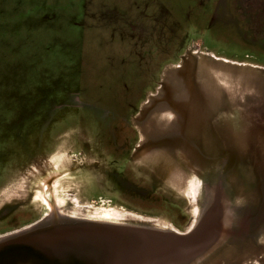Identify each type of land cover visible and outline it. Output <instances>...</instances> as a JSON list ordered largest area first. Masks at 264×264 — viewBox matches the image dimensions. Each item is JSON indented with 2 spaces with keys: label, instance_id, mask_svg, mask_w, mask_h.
<instances>
[{
  "label": "rangeland",
  "instance_id": "rangeland-1",
  "mask_svg": "<svg viewBox=\"0 0 264 264\" xmlns=\"http://www.w3.org/2000/svg\"><path fill=\"white\" fill-rule=\"evenodd\" d=\"M180 91L175 124L158 130ZM165 143L155 154L194 180L197 213L205 198L223 209L198 264H264V0H0V238L44 220L33 189L56 158L79 217L111 209L188 234L202 214L136 161ZM190 151L208 164L188 167Z\"/></svg>",
  "mask_w": 264,
  "mask_h": 264
},
{
  "label": "water",
  "instance_id": "water-1",
  "mask_svg": "<svg viewBox=\"0 0 264 264\" xmlns=\"http://www.w3.org/2000/svg\"><path fill=\"white\" fill-rule=\"evenodd\" d=\"M202 216L184 235L45 217L0 238V264H198L225 230L219 215Z\"/></svg>",
  "mask_w": 264,
  "mask_h": 264
},
{
  "label": "bare ground",
  "instance_id": "bare-ground-1",
  "mask_svg": "<svg viewBox=\"0 0 264 264\" xmlns=\"http://www.w3.org/2000/svg\"><path fill=\"white\" fill-rule=\"evenodd\" d=\"M232 65H235V64H232ZM242 66H244V64ZM253 77H255V76H253ZM222 86L226 90V92L233 98L234 97V95H233L234 88L224 86V83H222ZM186 95H187L186 92L180 91L177 94H175L171 100L174 103H177L179 101L180 102L185 101ZM168 111H170V108L166 104L160 106V114L159 115L165 116V117H167V119L160 120V122H158V125H159L158 130L162 129L163 131H165L166 129H170L169 127H172L175 124L174 123L175 122L174 121V119H175L174 115H172ZM70 160H71V158H70ZM136 161L143 163V165H147L150 168L152 167L153 169L154 168L159 169L161 174H163L164 182L167 183V185L169 184L168 188L176 196H178L180 199L186 200L188 202V205L190 206V208L193 207V211H195L194 213H196V216H198V215H199L198 217L201 216L202 210L199 213H197L198 211H196V207H195L197 194H196V187L192 183V181H194V180L191 181L190 178L187 177L186 174L179 169L177 164L171 158H169L168 156L156 155L155 154V147L152 145H147V146L141 148V150L137 153ZM69 162L71 163V161H69ZM65 166H66V162L64 159H61V158L57 159L56 158L55 162L53 163L51 173H50L52 176L51 177H45L44 176L42 179L40 178L41 180L37 181L36 185L34 186V189H33L34 195L33 196L35 199L38 200L36 203H42L43 205H45L47 207L48 213L46 214V218H49V219L52 218L55 220L79 221V222L90 221V222H94L96 224L123 225L125 223V220H126L125 217L130 216L131 214L125 215V214L117 212L116 210L104 209L99 214L100 215L99 218H84V217L81 218V217H79L78 214H75V213L71 212L69 208H66L65 206L67 204L66 203L67 202V198H66L67 196L59 191V189H60L59 184L63 180V176L55 174L58 170L65 169L64 168ZM46 173H48V172H46ZM68 177H70V176L68 175ZM65 184H66V182H65ZM75 186L77 187V184ZM69 192H70V190H69ZM23 193H25V192H23ZM27 193L29 194V191ZM47 193L51 194L52 201L51 200L49 201V199L47 198ZM23 196H24V194H23ZM20 198H19V200H20ZM35 207H38V206H35ZM155 229L159 230V231H167L166 229H158V228H155Z\"/></svg>",
  "mask_w": 264,
  "mask_h": 264
},
{
  "label": "flooded vegetation",
  "instance_id": "flooded-vegetation-1",
  "mask_svg": "<svg viewBox=\"0 0 264 264\" xmlns=\"http://www.w3.org/2000/svg\"><path fill=\"white\" fill-rule=\"evenodd\" d=\"M157 93H155V95H156ZM172 99V98H171ZM170 99V101L169 102H166V101H164V102H162L159 106H162V105H164V104H166L169 108H171V109H173V101ZM189 109V108H188ZM187 109V110H188ZM184 122V121H183ZM166 137H169V140H168V143L170 142V143H172L173 141H176V142H181V141H184V138H187L188 136L187 135H185V136H175V135H168V136H166ZM173 138H175L174 140H173ZM172 139V140H171ZM195 143V141L193 140L191 143ZM197 142V141H196ZM164 143V142H163ZM166 145V146H165ZM135 147L136 145L135 144H133L132 143V147ZM187 146V145H186ZM133 147V148H134ZM172 147V145L171 144H169V146L167 145V143H165V144H163V145H155V148H159V149H161V150H163V149H165V150H168L167 148H171ZM189 148H192L191 147V145H189L188 146ZM190 153H192L193 155L192 156H188V157H186V159H188L187 160V166L188 167H192V166H194V167H196V166H198V164L200 165V163H199V159H202V164L204 165V164H208V162H207V160L205 161V159H204V155H202L201 154V152H193V151H190ZM220 154H222V153H220ZM196 165V166H195ZM252 167V166H251ZM186 168V167H185ZM251 169H254V168H251ZM213 200H215V199H213ZM205 201H206V203H205V205L207 204H209L205 209V211H204V214H203V217H206V218H210V217H214L213 216V214L214 215H216L215 217H218V215H219V212H221L223 209L221 208V206H220V204L217 206V204L216 205H212V204H210L211 202H209V201H207V198H205ZM217 206V207H216ZM213 207V208H212ZM203 211V210H202ZM188 213V212H187ZM191 217V216H190ZM219 218H222V216H220L219 215ZM223 219V218H222ZM183 224V221H181V223H179V226L182 228V229H186V227H187V224L188 223H186V225L184 224V225H182ZM173 230V229H172ZM173 231H175V232H177V233H179V234H181V235H184V234H186V232H187V230H180V229H175V230H173ZM15 231H12V232H10V233H7V234H5L4 236H7V235H11V234H13ZM3 236V237H4Z\"/></svg>",
  "mask_w": 264,
  "mask_h": 264
}]
</instances>
